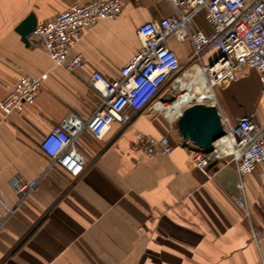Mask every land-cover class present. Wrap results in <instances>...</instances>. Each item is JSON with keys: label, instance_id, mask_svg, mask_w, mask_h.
<instances>
[{"label": "crops", "instance_id": "1", "mask_svg": "<svg viewBox=\"0 0 264 264\" xmlns=\"http://www.w3.org/2000/svg\"><path fill=\"white\" fill-rule=\"evenodd\" d=\"M93 0H0V99L23 72L47 73L32 104L4 117L0 110V264H264V177L244 178L247 216L237 195L233 165L195 167L175 122L158 111L131 112L114 121L102 139L84 131L76 141L83 171L68 176L39 142L69 113L86 120L98 107L91 73L109 78L140 48L137 28L169 16V0H123L121 12L88 27L72 52L83 68L55 65L41 41L25 45L17 24L33 12L45 23L72 4ZM210 27L199 13L194 26ZM182 65L190 41L166 40ZM214 56V55H213ZM218 107L231 122L245 116L264 122V83L254 68L239 66L215 85ZM139 136H166L169 153L144 154ZM38 178L37 187L9 214L20 194L12 180Z\"/></svg>", "mask_w": 264, "mask_h": 264}, {"label": "built area", "instance_id": "2", "mask_svg": "<svg viewBox=\"0 0 264 264\" xmlns=\"http://www.w3.org/2000/svg\"><path fill=\"white\" fill-rule=\"evenodd\" d=\"M169 1L173 8L171 15L138 26L140 48L120 67L117 77H106L97 70L91 73L90 84L99 94L97 109L86 120L69 113L42 137L39 147L49 158V169L57 166L76 178L84 169L75 147L82 132L88 131L94 139L100 140L114 121L129 122L131 112L158 111L174 122L192 103L215 105L220 113L223 136L213 142L212 150L208 152L190 142L185 141V144L195 167L204 173H208L209 165L217 160L225 159L227 164L233 165L237 190L234 203L248 216L244 178L257 169L264 177V122L245 116L233 123L221 113L216 98L206 101L196 98L182 101V98L188 81L194 80L190 89L204 83L213 90L239 66L256 69L260 82L264 83V0ZM122 6L123 0L72 4L54 18L37 24L28 34L29 42L41 41L55 65L68 72L80 70L84 65L83 58L80 53L72 52L73 46L85 29L102 19L116 17ZM201 12L209 31L196 25L193 27L195 17ZM169 37L179 43L191 42L192 51L186 65H182L177 54L166 47ZM46 78L47 73L23 72L0 99L4 117L32 104ZM177 103L179 107H171L172 115H167V108ZM139 139L146 157L157 152L167 154L172 149L166 136L159 139L139 136ZM38 181V178H13V187L20 198L7 208V214L37 187Z\"/></svg>", "mask_w": 264, "mask_h": 264}, {"label": "water", "instance_id": "3", "mask_svg": "<svg viewBox=\"0 0 264 264\" xmlns=\"http://www.w3.org/2000/svg\"><path fill=\"white\" fill-rule=\"evenodd\" d=\"M37 19L33 12L26 15L15 27L21 41L29 45L28 34L34 30ZM180 137L205 151L212 150V144L224 134L220 116L215 105L195 102L185 107L175 119Z\"/></svg>", "mask_w": 264, "mask_h": 264}, {"label": "bare ground", "instance_id": "4", "mask_svg": "<svg viewBox=\"0 0 264 264\" xmlns=\"http://www.w3.org/2000/svg\"><path fill=\"white\" fill-rule=\"evenodd\" d=\"M194 83V80H190L188 81V84H186V94L183 96L182 98V101H186L190 98H196L198 100H215L216 96H214L213 93H215V89L213 88V90L209 87H206L204 85V83L201 84V86H198V87H194L192 89H190V86L189 85H192ZM171 107H174V108H178L179 105L178 103L175 104L174 106H170L167 108V110L165 111L167 115L171 116L172 114V108ZM219 116H220V113L218 112ZM220 121H221V117H220Z\"/></svg>", "mask_w": 264, "mask_h": 264}]
</instances>
